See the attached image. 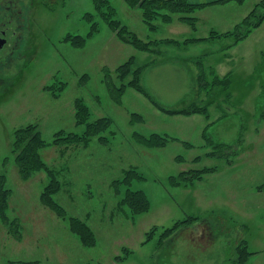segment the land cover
Listing matches in <instances>:
<instances>
[{
    "label": "rangeland",
    "instance_id": "374dc122",
    "mask_svg": "<svg viewBox=\"0 0 264 264\" xmlns=\"http://www.w3.org/2000/svg\"><path fill=\"white\" fill-rule=\"evenodd\" d=\"M6 1L24 10L12 18V30L27 27L11 68L0 71V175L11 192L10 221L0 218V264H264V23L231 49L232 38L207 40L170 47L158 58L177 63L151 64L156 56L121 41L103 17L109 8L100 12L94 0ZM261 1L213 4L194 14L196 28L175 15L171 24L156 20L158 30L151 31L140 8L107 0L116 19L145 41L205 39L211 30L228 32ZM68 35L82 36L86 44L74 47L66 41ZM10 43L9 52L16 49L15 40ZM203 55H209L206 64L218 75L232 72L230 89L198 90L197 68L186 59ZM131 60L135 68L148 65L141 84L166 108L215 100L210 120L168 115L132 88L116 104L107 76L119 86L117 70ZM81 103L88 111L84 124L77 117ZM134 113L144 121L133 122ZM103 118L111 120L110 127L87 144L54 142L60 133L62 138L84 137L87 125ZM212 122L209 135L217 144L233 146L234 154L209 157L213 148L204 147L202 134ZM32 124L46 144L41 156L47 168L23 179L13 144L16 131ZM139 134L166 135L170 141L148 147L137 141ZM205 168L217 171L192 186L170 184L172 176ZM130 170L145 178L130 188L144 191L151 204L148 213L138 216L120 205L128 187L117 183ZM53 178L60 188L53 200L65 219L42 201ZM190 217L196 219L186 228L162 238L166 229ZM70 218L93 230L95 246L82 243ZM153 227L158 231L148 241ZM244 241L253 254L240 263ZM124 248L132 254L120 263L116 258Z\"/></svg>",
    "mask_w": 264,
    "mask_h": 264
},
{
    "label": "trees",
    "instance_id": "16d2710c",
    "mask_svg": "<svg viewBox=\"0 0 264 264\" xmlns=\"http://www.w3.org/2000/svg\"><path fill=\"white\" fill-rule=\"evenodd\" d=\"M247 0H214L205 3H193L190 0H125L127 5L131 8H140L143 13L144 22L147 24L151 31H157L158 26L154 22L161 19L166 24H171L175 20V15H179L178 20L181 23H185L193 28H196L199 19L194 16V14L206 7L213 4H227L230 2H237L239 4L245 3ZM97 10L103 12L107 7L109 8L107 12H103V17L105 21L109 24L113 31L117 32V36L121 41L127 43L137 50L149 53L156 56L157 59L151 61V64H158L160 62L158 58H164L167 55V51L170 47L175 48H187L191 44L204 42L207 40H215L222 38H232L233 43L228 46L231 49L237 46L239 43L245 41L253 33L254 30L261 27L264 23V0L258 3L252 11L232 30L221 33L216 30H211L210 36L205 39L198 38H187V39H174V38H163L145 41L141 39L135 32L131 31L127 26L123 25L120 20L116 19V13L113 9H110L109 2L107 0H94ZM93 31L95 30V25L92 26ZM95 32V31H94ZM93 32V33H94ZM96 33V32H95ZM92 35V34H91ZM66 41L71 42L74 47H83L86 44V38L77 35H68ZM209 55H203L199 57L189 58L192 65L197 68V88L198 90H208L209 88L220 87L224 90L230 89L232 85V72H229L223 76L217 74L214 66H207L206 59ZM135 59V58H134ZM158 62V63H157ZM163 62V61H162ZM148 65L144 67L135 68V61L131 60L121 66L117 70L118 80L120 85L117 86L115 81L108 75L107 76V86L109 93L111 94L114 102L121 105L122 99L128 88H132L141 94H143L147 99H149L159 110L163 111L168 115H203L208 121L210 120V108L216 104L215 100L206 101L203 105H198L193 103L188 107L180 109L166 108L160 105L152 95L145 89L141 84V76L143 71ZM106 71V70H104ZM227 97L231 98L232 94L227 93ZM77 117L79 124L88 123V111L85 109L84 105L78 104ZM133 122H143L144 118L140 114H132ZM111 120L109 118H103L95 123H89L87 125V130L84 133V137L70 136L67 138H62V134L55 139V143L76 144L84 142L85 144L91 141V138L95 137L97 134L102 133L110 127ZM213 125L209 123L205 130L203 131V140L205 141V148H213L209 152V157L221 156L227 157L229 154H234L235 150L233 146L226 144H217L214 142L212 137L209 135V128ZM137 141L148 147L160 148L167 145L170 141L166 135L152 134L149 137L143 135H137ZM242 140V138H241ZM44 139L37 125H27L18 129L15 133V140L13 144V153L16 155V165L19 170L20 176L23 179H29L34 173L45 170L46 164L44 163L41 150L45 147ZM187 147H193L188 142H185ZM239 154V153H237ZM182 160V158H179ZM198 160V159H196ZM216 168H205L203 170H190L183 171L177 176H172L170 178V184L173 186H180L182 184L186 186H192L196 181H201L205 175L216 172ZM53 177V175L51 174ZM53 178L52 184L46 189L42 196L43 203L50 207L57 214L62 215L65 219V212L63 209L55 203L53 197L60 191L59 183ZM145 178L136 170H130L125 173L122 180L118 181L117 185H126L128 189L126 190L125 196L123 197L120 205L123 208H128L129 211L135 215H142L148 213L151 209L150 200L144 191H136L130 188L135 180H144ZM11 192L6 188V177L0 175V218L9 222L7 217L8 200L10 198ZM196 218L190 217L184 221L178 222L174 227L168 228L162 234V238L174 234L175 232L186 228L187 224L193 222ZM71 230L76 234L85 246L93 247L96 244V236L93 230L83 221L70 218ZM13 225V224H12ZM12 227V226H11ZM19 227V226H18ZM17 227V229H18ZM158 228L153 227L148 232V241H151L153 236L157 233ZM14 232V228L12 231ZM17 232V230H15ZM240 257L239 262L245 263L249 257L253 254L249 251V246L246 241L242 242L239 246ZM123 254L116 258L120 263L126 262L131 256L132 252L128 248L123 249Z\"/></svg>",
    "mask_w": 264,
    "mask_h": 264
},
{
    "label": "flooded vegetation",
    "instance_id": "af4514ba",
    "mask_svg": "<svg viewBox=\"0 0 264 264\" xmlns=\"http://www.w3.org/2000/svg\"><path fill=\"white\" fill-rule=\"evenodd\" d=\"M1 3L2 4L0 5V11L2 13V16L0 17V71L7 68H11V65L15 60L16 53L18 52L19 47L21 45V42H23L22 32H24L27 27V23L25 20V29L24 26L19 25L17 29L12 30V18L19 14H23V7L19 8L18 5H12L10 3L7 4L6 0H3ZM6 4L8 5L7 7H5ZM26 7L27 6H24V8ZM18 9L19 11H16ZM11 40H15L16 49L13 48L11 49V52H9L7 51V49L11 45Z\"/></svg>",
    "mask_w": 264,
    "mask_h": 264
},
{
    "label": "crops",
    "instance_id": "0c3cea01",
    "mask_svg": "<svg viewBox=\"0 0 264 264\" xmlns=\"http://www.w3.org/2000/svg\"><path fill=\"white\" fill-rule=\"evenodd\" d=\"M190 58H192V57H190ZM186 62H187V63H191L189 59H186ZM163 63H177V61H176L175 58H171V59H169V60H167V61H163ZM160 64H161V63H160Z\"/></svg>",
    "mask_w": 264,
    "mask_h": 264
}]
</instances>
